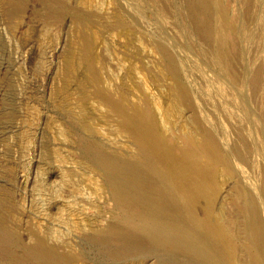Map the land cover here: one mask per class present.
<instances>
[{"label": "rangeland", "instance_id": "rangeland-1", "mask_svg": "<svg viewBox=\"0 0 264 264\" xmlns=\"http://www.w3.org/2000/svg\"><path fill=\"white\" fill-rule=\"evenodd\" d=\"M210 2L0 0V217L17 242L0 264H43L40 240L68 264H202L141 229L113 238L145 220L113 187L134 169L185 180L222 264H264V0Z\"/></svg>", "mask_w": 264, "mask_h": 264}, {"label": "bare ground", "instance_id": "bare-ground-1", "mask_svg": "<svg viewBox=\"0 0 264 264\" xmlns=\"http://www.w3.org/2000/svg\"><path fill=\"white\" fill-rule=\"evenodd\" d=\"M210 1L211 0H204L203 2L202 0V5L204 6L203 7L204 9L205 8L206 10H208V8L210 9L211 7ZM205 36L207 37V40L208 39L210 40L209 42L216 41V36L213 33L212 27L209 29L207 28V34ZM146 137L145 139H147ZM200 150H203V148H201ZM129 167H133V165H129ZM147 169L149 170V168ZM205 170L200 166L197 169L198 171L196 173L198 177L197 189L199 188V190L203 189L206 183L207 174ZM150 172L151 170L147 174L146 171H142L141 169H138V171H135L134 169V171L131 172V174H129L128 176L123 174L124 177L121 176L120 174L121 172L119 173L116 172L114 174L112 173L113 187L118 195V199L120 200V202L124 203L127 207H130L134 205V203L136 202L134 199L135 198L134 195L135 193L136 194L138 193V195L140 196L139 199L141 200V203L144 205L142 207L141 213L145 217L144 222H138L139 221L138 219L137 220L130 219L129 221H126L127 225H125V227L122 226L114 227L111 233L113 238L116 237L117 239H120L122 236L126 234H130V233L133 234V232H136L139 229H141L156 245L158 244L159 246L160 245L164 246L167 249L173 250L174 252H178V251L181 253L192 252L193 256H196V258L197 257L200 258L202 264H222L223 260H225L226 255L222 252H221L222 256L219 255L218 254L219 250L215 246H213V250H212L210 248L211 246L209 247V244L204 243L203 242L204 240L202 241V239H200L196 231L190 227L188 220L190 209L189 208L187 209L184 205L183 193L184 190H186L185 187H187L185 180L182 179V177H179L176 180L177 182L176 183L173 182V177L171 176L172 173L169 174V172H165V173L156 172L153 173L154 175H151L152 172L151 173ZM15 243H17L16 236L12 235L11 232H8L6 230L3 219L0 217V259H4L6 258V255L9 256L12 254ZM138 244L139 242H135L134 244L131 245L129 244L128 248H132L134 246H137ZM222 244L226 245V242L223 241ZM29 253H30L29 257H32L35 260H40L43 264H68L67 259L56 254L55 250L48 247V245H46V243L43 240L38 241L34 246V248H32ZM11 256H13V254ZM197 261L198 260H196V262ZM165 264H180V263L179 261H175V259H172V260H167Z\"/></svg>", "mask_w": 264, "mask_h": 264}]
</instances>
